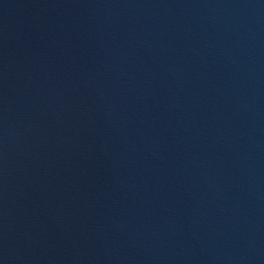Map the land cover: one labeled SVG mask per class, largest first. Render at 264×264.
Here are the masks:
<instances>
[{
	"label": "water",
	"instance_id": "obj_1",
	"mask_svg": "<svg viewBox=\"0 0 264 264\" xmlns=\"http://www.w3.org/2000/svg\"><path fill=\"white\" fill-rule=\"evenodd\" d=\"M0 264H264V0H0Z\"/></svg>",
	"mask_w": 264,
	"mask_h": 264
}]
</instances>
